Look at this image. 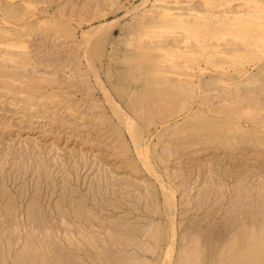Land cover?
Here are the masks:
<instances>
[{"label": "rangeland", "instance_id": "1", "mask_svg": "<svg viewBox=\"0 0 264 264\" xmlns=\"http://www.w3.org/2000/svg\"><path fill=\"white\" fill-rule=\"evenodd\" d=\"M172 1L0 0V264H264V40L148 79L154 12L220 7Z\"/></svg>", "mask_w": 264, "mask_h": 264}, {"label": "bare ground", "instance_id": "2", "mask_svg": "<svg viewBox=\"0 0 264 264\" xmlns=\"http://www.w3.org/2000/svg\"><path fill=\"white\" fill-rule=\"evenodd\" d=\"M161 1H163V0H161ZM219 1H217V0H209L208 1L207 0V4L210 3V4H208V7L210 5L212 6V4H214V5L219 4L220 7L217 5L214 8L216 9L218 7L220 9V8L224 7V6L221 7V5H223L226 2L229 3L222 10L220 9L221 11L218 10V13L220 12L219 14H221V16L219 15L220 17L216 16L218 13H216V12L212 13L213 10H211V9H214L213 7L205 8V10L202 9L203 11L202 10L201 11H197L195 8H193V6H190V5L189 6H183V5L182 6H169V5H166V4L165 5L162 4V6H160L162 8L160 10L158 9V12H157V10H156V12H154V15H152L154 17L151 18L150 23L148 22L149 24H148V26H146L148 28V31H146V32H150V33H152V35L150 36L149 41H147V44H144L145 46H141V48H139L140 50H143V52L145 54L148 55V58L146 57L147 60L145 59L146 63H144V68L146 69V71L148 73L147 74L148 79H151V80H155V79H158V80H160V79H162V80H168V79H170V80H180L181 79L180 77L185 75V73H183V72H185V70L184 71L182 70V67H183L182 65H184V64H177V63H181V61H178L179 58L182 59L183 63L190 64V61H191V62H194V65H192V66H195L197 64V66H196L197 67L196 68L197 71L192 73V74H190V75H189V73H190L189 72L188 75H185L186 79H187V77L190 78V79L194 78L195 80L206 79V77H209L210 79L214 78L213 75H210V76H205L204 75L206 70L204 68H202L200 62H204L205 64L208 63V62L210 63L211 59L215 58L216 56H217V58L220 57V59L229 60L227 58V56H229L230 53H228L227 50H228V48L229 49L232 48V46H231V48L229 47L230 46L229 44H231L232 42L231 43L230 42H225L224 43V48H222L221 46H222L223 43L218 42L220 40L221 36H225V35H229L230 34L231 36H233V37L235 36L234 38H236V37H238L239 32H241V34L245 37V40H244L245 42L243 41L244 43H242L243 48L246 47V51L249 49L248 51L250 53H251L252 50H254V51L255 50H259L260 43H261V41L264 40V5H263V2L260 3L259 2L260 0H258V1L249 0V1H254L256 3L251 5L250 8L247 7V9L243 10V7H241V6L246 4V3H248V0H245V1L244 0L243 1L240 0L241 2L239 0H237L240 3H243V4L240 7H236L234 9L231 6L229 8V10H226L228 8L227 6L232 4L233 1L232 0H227L226 2H225V0H223V2H222V0H219ZM174 2L177 3L178 1L175 0ZM174 2L173 1L172 2H167V4L170 3L171 5H175V4H173ZM162 3H165V1L162 2ZM238 8H242V9H238ZM217 9H216V11H217ZM201 14H203V15H201ZM212 17H213V19H212ZM172 25H175L176 27H174V26L172 27ZM169 26H170V28H169ZM178 27H180V29H183L184 31L182 30L183 32L179 31V32L175 33L174 31ZM156 28L157 29H162V28L165 29L166 28L167 32L170 31V30H174V31H170L169 34L171 32H174L175 35L174 34L168 35V34H166V31H164L165 33L162 32L164 35L161 34V33H160L161 35L155 34V29ZM171 28H175V29H171ZM103 30H105V28L101 27V26L100 27H98V26L93 27L91 29H87V31H83L82 32V37L83 36H84V38L88 37V39H90L89 37H91L93 35H96V37H97V36H99V34ZM139 33H138V36L140 35ZM190 33L196 34V36H197V37L195 36L196 39L193 42L188 40V38L186 37L187 35H192ZM143 34H144V32H143ZM94 37L95 36H93V38ZM190 38L192 40L194 39L192 37H190ZM85 39H87V38H85ZM137 44H138V47H139L140 44L138 42H137ZM261 46L263 47L262 44H261ZM210 48H212L213 50L212 49H211V51L208 50ZM226 48H227V50H225ZM235 50H237V49H235ZM256 52H258V54L260 53V51H256ZM256 52H253V53H256ZM262 52H264V51L262 50ZM141 53H139V54H141ZM171 53L172 54L175 53V54L171 55ZM250 53H247V54H250ZM176 54L178 55L177 59L176 60H174V58L172 59V57H174ZM236 54H238V53H236ZM236 54H234L233 57H236L237 56ZM260 54L262 55V53H260ZM260 54H259V56L257 55L258 56V57H256L257 60H259V58H261ZM142 55H143V53H142ZM252 56H254V55H252ZM238 57H240V56H238ZM139 58H142V57L139 56ZM250 59H252V58H250ZM250 59L248 58V61ZM137 60L138 59L136 58V61L135 60L134 61L137 62ZM262 61H264V60H262ZM262 61L260 62V60H259V62H258L259 64H256V66H253L254 68L255 67L257 68V71L264 69V63H262ZM213 64L216 65L215 63H213ZM249 64H251V63H249ZM140 65L141 64L135 66L134 68L137 67L138 69L137 68L136 69L139 70ZM185 65L188 67L187 64H185ZM220 68H218V69H220ZM186 70H188V69H186ZM238 73L240 74V76H242L245 73H247V71L243 69V71H240ZM231 75L232 74H230L228 70L227 71H222L221 70L218 73L217 80L229 79V77H231ZM173 76H175V77H173ZM238 80H239V78H238ZM145 84L147 85V83H145ZM153 84H154V82H153ZM115 108H117V107H115ZM262 142H264V140H262ZM255 197H256V195H255ZM261 202H263V201H261ZM250 204H252V202H250ZM245 205L246 204H244V206ZM233 206H236V204L233 205ZM247 207L248 206L246 205V207H244V208L246 209ZM239 208H241V207L239 206ZM262 210H264V209H262ZM235 211L236 210H234V214H236ZM238 211H242V210L238 209ZM246 211H247V209L245 210V212ZM242 213H243V211H242ZM242 213H241V215H243V219L242 220H245L244 219L245 215L242 214ZM234 214H233V216H234ZM249 214L252 216V212L249 213ZM238 217H240V216H238ZM249 219H251V218H248V220ZM257 219H259V218H257ZM262 220L264 221V218ZM233 221H234V219H233ZM239 221H241V220H239ZM234 222L236 224V221H234ZM248 222H250V220ZM255 224H258V223L256 222V223H254V225ZM239 225H242V224H239ZM255 226H257V225H255ZM241 228L243 229V225L241 226ZM242 229H241V232H240L241 234H242ZM260 230H261V232H259V236H258L259 238H260L261 235H264V225H262L260 227ZM210 231L212 232V230H210ZM252 231H253V229H252ZM252 231H250L251 234H252V235L250 234V237L254 236ZM215 232H217V231L215 230ZM221 232L222 231H220V233ZM237 232H238V230H237ZM147 233H149V231ZM217 234L220 235L219 233H217ZM209 235H211V234H209ZM213 236H215V233H214ZM244 236H242V239H243ZM215 237H217V236H215ZM250 237H248V238H250ZM116 238H114V239L116 240ZM131 239H132V237H131ZM172 239H173V237H172ZM208 240H209V238H208ZM239 241L242 242L243 240L239 239ZM246 241H247V239H246ZM127 243H125V244H127ZM260 243H258L259 246H260ZM259 246H257V247H259ZM121 251L118 252V253H121ZM196 251L198 252L200 250H196ZM116 253H114V254H116ZM129 253H131V252H129ZM182 253L183 254H187L189 252L185 253V251L182 250ZM110 254H112V252H110ZM121 254H123V253H121ZM191 254H192V252H191ZM56 255H57V253H56ZM25 256L29 257L28 255H25ZM19 257H20V255H19ZM118 257L119 256H117V258ZM186 257H184V258L186 259ZM114 258H115V255H114ZM22 259L23 258H21L20 260H22ZM28 259H30V258H28ZM28 259H27V261H28ZM119 259H120V257H119ZM122 259L123 260H125V259L127 260V257L125 259L124 258H122ZM68 260H72V259H68ZM189 260H191V259H189ZM33 261H34V259H33ZM128 261H129V263L127 261H125V262H122V261L118 262L117 261L118 262L117 264H131V263H135V262H130L131 261L130 259H128ZM133 261H135V260L133 259ZM29 262H30V260H29ZM70 262H72V261H70ZM22 264H24L23 261H22ZM229 264H234V263H233V261H231Z\"/></svg>", "mask_w": 264, "mask_h": 264}]
</instances>
